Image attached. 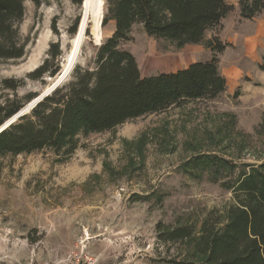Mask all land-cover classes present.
<instances>
[{
	"label": "rangeland",
	"instance_id": "rangeland-1",
	"mask_svg": "<svg viewBox=\"0 0 264 264\" xmlns=\"http://www.w3.org/2000/svg\"><path fill=\"white\" fill-rule=\"evenodd\" d=\"M105 15V0H46L38 7L26 0L19 26L25 55L0 59V80H21L20 100L39 95L63 70L74 42V67H92L97 46L114 30L113 21L102 26ZM130 36L121 47L143 77L187 63L185 45L149 37L139 24ZM244 59L252 77L244 78L243 93L237 88L235 96L222 93L80 137L69 156L45 150L0 158V264L181 263L189 249L166 232L191 227L197 236L210 213L224 217L236 181L264 162V81L252 72L264 74V53L253 49ZM45 61L55 76L30 79ZM0 95L13 92L0 87ZM203 155L215 158L211 166L192 163Z\"/></svg>",
	"mask_w": 264,
	"mask_h": 264
},
{
	"label": "trees",
	"instance_id": "trees-1",
	"mask_svg": "<svg viewBox=\"0 0 264 264\" xmlns=\"http://www.w3.org/2000/svg\"><path fill=\"white\" fill-rule=\"evenodd\" d=\"M25 1L0 0L2 60L25 55L27 44L19 35ZM29 1L38 7L46 0ZM105 6L102 26L113 21L114 30L97 46L92 67L76 65L69 80L1 130L0 158L45 150L69 156L78 148L80 137L110 131L170 108L212 101L224 93L226 80L218 70V56L229 45L216 36L204 41V34L219 28L233 5L225 0H105ZM238 8L241 19L251 20L264 11V0H239ZM136 24L147 36L178 47L204 43L211 58L176 72L143 77L133 54L121 47L131 41ZM76 30L77 25L73 33ZM47 73L53 77L56 71L50 72L45 61L28 77L37 80ZM21 85L18 79L0 80L1 88L13 92L12 98L0 95V127L38 96L18 99L16 91ZM261 124L264 130V122ZM214 159L196 156L192 163L211 166ZM233 192L234 203L224 217L210 213L197 236L191 227L166 232L168 241L186 244L189 249L178 264H264V162L250 166L236 181Z\"/></svg>",
	"mask_w": 264,
	"mask_h": 264
},
{
	"label": "crops",
	"instance_id": "crops-1",
	"mask_svg": "<svg viewBox=\"0 0 264 264\" xmlns=\"http://www.w3.org/2000/svg\"><path fill=\"white\" fill-rule=\"evenodd\" d=\"M239 0H225L234 9L221 20L220 30L217 32L208 30L204 34V41L216 36L223 44L229 46L218 56V70L226 80V89L224 94H234V90L241 88L242 93L248 89L247 82L244 78H251L252 74L248 71L250 68L245 64L244 55L248 56L253 49L256 52L264 53V11L259 17L251 20L241 19L238 8ZM230 20L228 26L226 22ZM190 45V46H189ZM183 50L186 54V65L171 72H176L186 68L195 62H205L210 60L211 51L206 48L204 43L187 44ZM188 46V47H187ZM207 57L206 60H202ZM259 77V82L264 81V74L254 73ZM169 73V72H163Z\"/></svg>",
	"mask_w": 264,
	"mask_h": 264
},
{
	"label": "bare ground",
	"instance_id": "bare-ground-1",
	"mask_svg": "<svg viewBox=\"0 0 264 264\" xmlns=\"http://www.w3.org/2000/svg\"><path fill=\"white\" fill-rule=\"evenodd\" d=\"M95 0H86V2L87 3H90V2H94ZM101 22H102V20H101ZM83 26H84V24L82 23V25L80 26V30H79V32H78V40H81L82 39V30H83ZM93 34H94V38H95V40L96 41H100V39H101V28H100V26H99V24L98 23H95L94 24V27H93ZM78 46H79V43H75L74 42V52H72V54L69 56V57H67L66 58V60H65V64L63 65L64 67H63V70L61 71V73L60 74H58L57 75V77L55 78V82L56 81H58V80H60V79H62L63 77H65L66 75H67V73H69L70 72V70L74 67V65L76 64V62H77V60H78V56H79V48H78ZM73 70V69H72ZM54 81L52 82V84L54 83ZM51 84V85H52ZM51 85L48 87V88H46L44 91H46V90H48L50 87H51ZM28 108L26 107V108H24V109H22V111L21 112H25L26 110H27Z\"/></svg>",
	"mask_w": 264,
	"mask_h": 264
},
{
	"label": "water",
	"instance_id": "water-1",
	"mask_svg": "<svg viewBox=\"0 0 264 264\" xmlns=\"http://www.w3.org/2000/svg\"><path fill=\"white\" fill-rule=\"evenodd\" d=\"M74 68V67H73ZM72 68V69H73ZM72 69L70 70L69 73H67V75L65 77H63L62 79L54 82L51 87L46 90L43 91L42 93H40L37 97H35L27 106V110L25 112H18L15 116H13L11 119H9L3 126L0 127V131L3 130L4 128H6L8 125H10L11 123H13L18 117L28 113V111L33 108L38 102H40L44 97L48 96L53 90H55L57 87H59L60 85H62L63 83H65L67 81V78L69 77Z\"/></svg>",
	"mask_w": 264,
	"mask_h": 264
}]
</instances>
